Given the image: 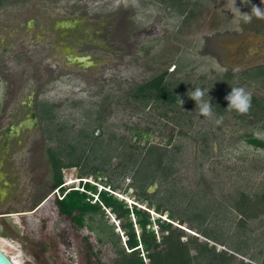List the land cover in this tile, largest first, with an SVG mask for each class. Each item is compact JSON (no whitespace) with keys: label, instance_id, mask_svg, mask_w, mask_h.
Returning <instances> with one entry per match:
<instances>
[{"label":"rangeland","instance_id":"obj_1","mask_svg":"<svg viewBox=\"0 0 264 264\" xmlns=\"http://www.w3.org/2000/svg\"><path fill=\"white\" fill-rule=\"evenodd\" d=\"M149 1L151 5L144 0H5L0 5V129L18 118L21 102L27 101L29 94L35 96L36 103L56 102V112L75 129L84 123L91 126L100 121L101 127L95 132H102L107 146L117 145L116 151L122 147L130 150L136 143L163 142L166 140L163 132L174 129L173 141L181 146L176 154L175 171L177 178L181 177L180 187L199 190L207 202L217 207L213 213L222 207L229 209L228 217L233 218L229 193L238 188L253 190L264 185V146L255 147L246 142L245 135L252 130L250 126L237 121L231 112L220 117L214 113L204 117L195 105L184 108L188 114L182 127L164 125L154 109L139 108L124 91L130 83L143 81L165 68L170 72L169 79L185 78L194 84L200 81L201 75L207 79L214 71L236 73L255 63L264 64V19L255 15L250 23L240 19L241 12L251 14L253 5L264 10V3L235 0L234 6L233 0H200L198 6L191 2L193 16L183 21L184 14L167 16L166 7L158 9L157 0ZM72 22L75 31L66 32ZM40 45L43 48L37 51ZM74 55H85L88 63L69 62L68 58ZM250 84L236 83L235 87H244L249 93L252 89L255 91V85L257 90L260 88L255 82ZM261 91L257 93L263 95ZM261 127L260 124L254 133L264 139ZM23 135L31 136L22 144L29 143L26 160L35 168L30 179L33 177L37 191L42 190L41 196L51 192L59 194L57 188H52L45 150L48 144L39 119L35 127H26ZM116 161L117 157L111 155L107 162L108 173L116 175L118 186L114 191L133 200L131 179L119 175ZM80 177L94 180L93 174L81 172L78 166L62 168L63 185ZM96 179L102 185L108 181L106 174H97ZM16 182L21 189L22 180ZM15 184L13 187L10 184L7 190H13ZM152 185L151 192L158 183ZM27 202L23 197L19 209L30 206ZM141 202L148 207L147 202ZM55 207L52 198L41 206L47 212ZM150 213L152 217L166 215L152 209ZM255 214H260V210ZM18 216L0 218V247L18 264H29L26 261L33 258L25 256L23 247L11 237L25 246L35 245L34 264H46L45 254L37 248L44 243L43 238L39 236L35 240L31 236L32 232L36 233L32 228L35 221L26 222ZM104 218L123 240L124 218L108 209ZM171 221L184 231L181 236L184 240L190 234H198L186 221L178 218ZM56 222L66 233L71 260L76 262L68 220L61 216ZM87 222L93 224L92 219ZM223 223V228L231 229L228 221ZM152 226L157 234L162 233L157 224ZM248 228L255 231V239L260 238L264 232V213L254 217ZM199 238L204 237L199 235ZM216 246L224 247L220 243ZM253 247V244L249 246L251 252L258 248Z\"/></svg>","mask_w":264,"mask_h":264},{"label":"trees","instance_id":"obj_2","mask_svg":"<svg viewBox=\"0 0 264 264\" xmlns=\"http://www.w3.org/2000/svg\"><path fill=\"white\" fill-rule=\"evenodd\" d=\"M4 1L0 0V5ZM199 1L194 0L193 3L198 6ZM192 7H187L188 19L193 16ZM185 9L179 3L181 14ZM169 73L165 68L143 81L130 83L124 94L140 105L139 108L149 106L151 111L154 109L157 117H162L164 125L170 123L172 127H182L188 114L184 108L196 106L189 95L199 88L205 91V100L210 96L216 116L231 112L237 121L252 129L245 135L246 142L255 147L264 146V139L254 133L260 124V130L264 129V94L257 93L264 91V64L236 73L214 71L207 79L201 75L200 81L194 84L185 78L169 79ZM250 82L260 87L257 90L255 85V91L252 89L250 92V110L240 114L227 108L229 102L226 97L232 87L236 83L251 85ZM57 108L56 102L36 103V113L48 144L45 150L52 173V188H57L61 194L56 203L72 224L80 264H264V232L255 239V231L248 228L254 217L264 213L263 184L258 189L238 188L229 193L233 218L228 217L230 211L226 208L221 207L213 213L217 207L207 202L199 190L180 187L181 177L177 178L175 171L176 154L181 146L173 141L176 135L174 129L163 132L166 135L163 142L136 143L130 150L122 147L116 151L117 145L107 146L102 132H95L101 127L100 121L91 126L84 123V126L75 129L56 112ZM111 155L117 157L115 169L119 175L131 179L129 184L135 193L131 202L114 193L118 186L116 175L107 171ZM68 166H78L81 172H90L94 180H97V174H106V185L113 191L107 188L97 190L96 184L90 180L81 181L83 189L71 186L65 190L62 168ZM156 182L155 190L149 191V186ZM139 200L147 202L148 207L139 205ZM106 209L124 218L123 240L104 218ZM148 209L159 214L166 213L167 218L161 215L152 217ZM259 210L260 214H255ZM224 216L228 218L224 219ZM176 218L189 223L198 234L182 239L184 231L171 221ZM87 219H92L93 224ZM225 220L230 223V230L223 228ZM153 224H157L162 233L157 234ZM199 235L204 238L200 239ZM217 243L224 247L218 249ZM251 244L253 249L258 248L251 252Z\"/></svg>","mask_w":264,"mask_h":264},{"label":"flooded vegetation","instance_id":"obj_3","mask_svg":"<svg viewBox=\"0 0 264 264\" xmlns=\"http://www.w3.org/2000/svg\"><path fill=\"white\" fill-rule=\"evenodd\" d=\"M193 1L157 0V2L159 3V5H157V8L160 9L161 6L166 7L167 16H172L175 14L177 15V13H180V3L182 6H184V8H186L182 13L184 14L185 19V17L188 18V8L192 5L191 2ZM144 2L146 4L150 3L149 0H144ZM74 24L75 23L73 22L71 24H68L67 26H69L70 28H68V31L66 32L75 31ZM23 44L25 45L26 43L23 42ZM42 48L43 46L40 45V47L37 48V51H40ZM84 59L85 55H74L72 57H69L68 61H83L85 64L88 63V61ZM56 64L58 67H60V64ZM21 106L22 112L19 114V116L17 115L18 118H14L6 127L0 129V218H4V216L19 215L18 217H23L22 219H24L26 222L35 221V224L32 228H34L36 233H33L31 231V236L35 237V240L38 239L39 236L43 238L44 243L41 244V246L38 245L37 248H39V250L45 254L44 258L46 264H80L77 254L75 238L73 235L72 224L69 221L67 215L61 209H59L56 203V199L61 197L60 192L57 195L51 192V194L48 193L45 196H41L42 190L37 191L38 188L33 181V177L32 180L30 179L31 174L32 172H34L35 168L29 166L30 162L26 160V157H28L29 155V151L27 148L29 147V143L22 144V141L26 137L29 140L28 136L31 137L30 135H23L24 129L26 127H35L38 124L35 96L29 94L27 101L22 100ZM13 179L17 184L14 183ZM16 180H22L23 186L21 187V189L19 188V183L16 182ZM10 184H12V187L15 184V188L11 191H8L7 189ZM23 197L26 198V200L28 201L27 203L30 206H27L28 208L23 207L22 209H19L20 207L18 206H20V201ZM49 198H52L53 203L56 207L55 209L50 210V212H47V210L41 208V206ZM38 213L40 214L36 218V214ZM61 216L68 220L69 223L70 237L72 239L71 241L72 244H74L76 250V262H73L71 260V258L73 257L72 254L69 252L70 249H68V243L66 242L67 235L64 231H62L61 227L59 226V223L56 222V219ZM11 239L17 242L21 248L23 247L22 250L25 256H30L33 258L31 260H27L26 263L34 264L35 261L33 260L36 256V253L34 251L35 245L32 246V244H27L25 246L24 242L22 243L20 240H16V238L11 237ZM38 241L39 240H37L36 242ZM28 242H31L30 238L28 239ZM10 258L15 264H18L14 258Z\"/></svg>","mask_w":264,"mask_h":264},{"label":"clouds","instance_id":"obj_4","mask_svg":"<svg viewBox=\"0 0 264 264\" xmlns=\"http://www.w3.org/2000/svg\"><path fill=\"white\" fill-rule=\"evenodd\" d=\"M233 3L235 6V0H233ZM262 3H264V0H262ZM237 10L240 11L239 8H237ZM253 15L258 19H264V10H262L261 7L253 5L251 14L241 12L240 19H242L244 23H250ZM189 96L196 102L200 115H203L204 117L213 115L212 104L210 102L211 98L208 95L209 99H204V90L197 88ZM226 99L229 102L227 108L235 110L240 114H246L251 108V94L244 87H232V90L227 95ZM183 103L184 101L181 99V104L183 105Z\"/></svg>","mask_w":264,"mask_h":264},{"label":"built area","instance_id":"obj_5","mask_svg":"<svg viewBox=\"0 0 264 264\" xmlns=\"http://www.w3.org/2000/svg\"><path fill=\"white\" fill-rule=\"evenodd\" d=\"M85 180H90L91 181V179H85L84 177H80L77 181H75V180H73V181H66L64 184V186L66 187V189L65 190H68L71 186H74V187H78V188H80V189H83V186L81 185V181H85ZM92 183H94V184H96V186H97V190H100V189H102V188H107V189H109V190H111V191H113L112 189H110L109 188V186L108 185H106V184H99V183H97V181L96 180H92L91 181ZM99 186V187H98ZM55 192V191H54ZM114 193H116L115 191H114ZM117 194V193H116ZM119 197H122V198H125L127 201H129V202H131V201H133V200H128V198L127 197H124V196H121V195H119V194H117ZM139 205H141L142 206V204L141 203H139ZM144 207V206H143ZM149 211H150V209H148ZM157 216V215H156ZM166 216V215H165ZM165 216H162L161 215V217H163V218H167V216L165 217Z\"/></svg>","mask_w":264,"mask_h":264},{"label":"water","instance_id":"obj_6","mask_svg":"<svg viewBox=\"0 0 264 264\" xmlns=\"http://www.w3.org/2000/svg\"><path fill=\"white\" fill-rule=\"evenodd\" d=\"M156 183H154L155 185ZM153 185L149 186V189H152ZM0 264H15L11 258L0 248Z\"/></svg>","mask_w":264,"mask_h":264}]
</instances>
